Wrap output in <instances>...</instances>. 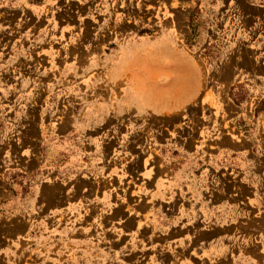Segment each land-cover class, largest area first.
I'll use <instances>...</instances> for the list:
<instances>
[{"label":"rangeland","instance_id":"obj_1","mask_svg":"<svg viewBox=\"0 0 264 264\" xmlns=\"http://www.w3.org/2000/svg\"><path fill=\"white\" fill-rule=\"evenodd\" d=\"M0 264H264V0H0Z\"/></svg>","mask_w":264,"mask_h":264},{"label":"crops","instance_id":"obj_2","mask_svg":"<svg viewBox=\"0 0 264 264\" xmlns=\"http://www.w3.org/2000/svg\"><path fill=\"white\" fill-rule=\"evenodd\" d=\"M166 36V35H165ZM164 39L163 37L160 38V41L155 44V47L153 49H149L147 52H144L145 45L142 44L140 47L136 46V48L130 49L129 53H132V57L136 58L137 55L140 53V55H143L148 57L150 60H155V61H160L163 64V68H158L159 71L163 70L164 72L162 73L163 75L167 76L170 80L175 76V71L179 70L176 69V66L180 64L179 62V57L180 54L176 53L174 49L172 48L170 50V47L164 44ZM175 67V70H174ZM231 146H237L232 143H230ZM230 146V147H231ZM220 147L218 148V150ZM218 152V151H217Z\"/></svg>","mask_w":264,"mask_h":264}]
</instances>
